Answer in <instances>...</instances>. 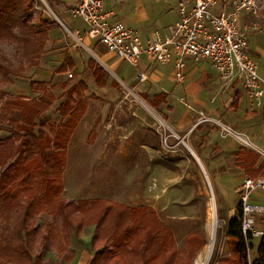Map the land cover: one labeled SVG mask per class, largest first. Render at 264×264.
<instances>
[{"label": "rangeland", "instance_id": "rangeland-1", "mask_svg": "<svg viewBox=\"0 0 264 264\" xmlns=\"http://www.w3.org/2000/svg\"><path fill=\"white\" fill-rule=\"evenodd\" d=\"M130 1L134 5L136 2L142 4L148 14L147 21L143 25L146 24L147 29L153 31L171 22V17L176 14L180 0ZM223 1L220 0L213 10L221 12ZM260 1L264 3V0ZM226 2H228L227 10L233 7L238 0H226ZM261 13L259 17L253 19L264 27V8ZM37 14H41L48 19L50 24L52 23V14L48 11L44 0H37ZM79 20L82 21V19ZM54 23L59 26L57 22ZM250 36V46L253 50L258 48L263 52L255 53L254 51V58L264 68V31ZM63 48L65 47L60 46V43L58 47L47 45L40 66L27 70L23 77L14 78L13 83L1 82L0 106L7 95L37 97L40 93L30 88V80L49 82V88L55 93L56 100L43 119L47 120L51 128L53 123L61 122L59 107L68 97L67 90L71 88L72 96L76 100L75 106L80 110V118L70 139L67 162L63 168L64 196L70 201L80 198L105 197L128 204L150 205L173 229L181 248L184 246V239L188 233L203 229L206 243L196 254L194 264H197L200 253L209 243L212 200H214L218 233L215 252L210 264H218L223 257L232 258L233 244L226 235V224L227 217L239 203L237 191L240 186H236L237 174H216L210 166L218 170L216 166L223 164L220 154L215 152V155L207 159L203 155L199 157L196 150L190 148L189 142L192 140L197 147L196 144L201 140L202 143L206 141L197 131L201 128V113L207 117L216 116L218 113L227 121L231 119L228 116L229 113H233L235 119L238 118V115H235L236 110L229 106L231 98L228 87L224 86L221 92L213 98L214 102L210 105L212 106L210 110L215 114L203 108L201 110L190 109L189 112L193 118L191 127L180 135L170 136V128L166 125L162 112L159 109H153L138 93L146 88L150 80L139 83V70L136 67L118 56L106 61L116 75L123 78L128 85H137L138 92L130 91L129 96L127 95L129 90L121 87L123 84L115 75L110 76L111 79L118 81L121 85L113 86L112 91H116L118 95L109 94L93 86L85 89L79 83L81 80L88 82L87 76L89 75L85 77L75 71L60 73L57 70L62 62L60 54L64 53ZM0 49L14 64H19V53L13 45L0 43ZM101 49L104 52L108 50L105 45H102ZM55 53L59 56L54 59L55 63H52L51 56ZM97 54L102 53L97 52ZM163 67L165 66L156 64L153 70H161ZM51 71L52 76L45 75V72L50 75ZM169 71L168 68L164 69L167 76ZM262 72L264 74V70ZM70 73L73 76H70ZM169 85L177 95L182 96L181 101L185 104L171 98L161 105L165 108L164 113L167 114L168 110L176 109V115L183 116V113L189 109L191 100L183 93L182 84H178L175 79L169 81ZM212 90L209 83L205 84L202 96L207 102L208 93ZM149 92V99H154L157 91L151 89ZM243 111L244 114L248 112L246 108ZM225 120L221 119L223 122ZM250 122L251 128L264 127V112L255 111ZM160 123L163 125L160 128L153 127L154 124L159 126ZM213 128L217 129L216 126ZM91 132H93L92 135H90ZM253 133L259 139L258 144L264 147V131H248V134ZM1 135H7V133L2 131ZM218 135L221 136L219 127ZM220 138L218 137V140ZM146 141L151 146L149 151L141 146ZM234 162L233 159L231 163L234 165ZM226 165L229 164L226 163ZM50 218L49 215L42 214L38 222L43 223ZM256 223L257 227L264 225V216H259ZM93 232L94 226L92 225L83 230L81 238L72 236L68 248L75 250L76 255L71 263L67 260L69 250L64 247L66 249H63L64 251L53 248L45 252L43 264H85L94 254L90 245ZM253 240L254 245H257L260 238ZM255 254V250L252 249L250 258L253 259Z\"/></svg>", "mask_w": 264, "mask_h": 264}, {"label": "trees", "instance_id": "trees-1", "mask_svg": "<svg viewBox=\"0 0 264 264\" xmlns=\"http://www.w3.org/2000/svg\"><path fill=\"white\" fill-rule=\"evenodd\" d=\"M49 31L48 19L37 14V0H0V43L13 45L19 53V64H14L0 49V85L40 66ZM68 63L58 71H68L72 67ZM90 65L96 86H105L104 70ZM29 85L40 93L37 97L7 95L0 106V264H43L45 252L68 248L73 235L81 238L92 225L94 254L86 264H194L206 243L203 229L188 233L181 248L173 229L150 205L105 197L70 201L64 196L63 168L80 110L69 88L59 107L61 122L49 128L43 117L56 95L49 82L30 80ZM79 85L89 88L83 80ZM163 100L164 94H156L153 103ZM259 159L246 148L238 153L240 165L251 177L264 173L263 164L255 168ZM42 214L51 218L39 223ZM241 216L238 203L226 224L233 257H223L218 264H264V235L254 245V238L242 231ZM75 255L70 249L69 263Z\"/></svg>", "mask_w": 264, "mask_h": 264}, {"label": "built area", "instance_id": "built-area-1", "mask_svg": "<svg viewBox=\"0 0 264 264\" xmlns=\"http://www.w3.org/2000/svg\"><path fill=\"white\" fill-rule=\"evenodd\" d=\"M220 0H180L177 20L156 30L144 42L132 27L121 21L111 22L104 10L103 0H77L76 16L87 25L86 35L98 40L116 56L138 68L144 58L153 63L174 61V78L177 83L186 79V58L197 62H209L226 84L242 83L247 98L261 107L264 103V74L250 52L249 35L263 32L262 24L254 19L241 24L245 12L253 18L259 17L264 8L260 0H238L231 11L216 12L213 9ZM70 76H73L70 73ZM148 79L145 72L138 75L139 82ZM202 114V121L214 122L220 127V135L235 136L243 145L252 147L262 154L245 133L236 132L231 126L218 119ZM256 190L264 191V173L259 177L246 176L238 189L241 209V226L246 237L261 238L264 229L257 227V215L264 214V206L253 204L252 195Z\"/></svg>", "mask_w": 264, "mask_h": 264}, {"label": "crops", "instance_id": "crops-1", "mask_svg": "<svg viewBox=\"0 0 264 264\" xmlns=\"http://www.w3.org/2000/svg\"><path fill=\"white\" fill-rule=\"evenodd\" d=\"M44 1L47 5L48 11H50V13L52 14V17H51L52 23L50 24V31H49L50 39L47 45L58 47V43H60V46L62 45V47H65L63 48L64 53L60 54L62 58L61 64L65 62H69L68 65L72 66V67H69L68 71L66 72L75 71L76 73L80 74V76L83 75L85 77L89 75L87 76L88 82H85V83H87L90 87L93 86L97 88L98 90L109 92V94L116 93L118 95L116 91L115 92L112 91V88L113 86L118 87L121 84L118 81L111 79L110 76L115 75L117 78L119 77L116 75L115 71H113L107 65V62H106L107 59L109 60L112 57H115L116 55L110 52L109 50H107V52H104L101 49V46L103 44H101L98 40L90 39L86 35L87 25L85 24L83 20H82L83 22L79 20L81 18L76 16L74 13V8L76 6L77 0H44ZM103 2H104V10L106 11V13H108L109 20L111 22L121 21L125 23L127 26L134 28L135 30L138 31V33L140 34L144 42H147L151 38V35L154 31L163 30L168 25L173 24L178 18V8H177L176 14L173 15V17H171L170 23L163 26L161 29H155L152 31V30L147 29L146 24L143 25L147 21L148 14L145 12L142 4H137L136 2V4L134 5L130 0H103ZM227 5H228V2L224 0L222 2L221 10H226ZM233 7L231 6L227 8L226 11H231ZM252 19H253V16L248 15L247 13H244L241 15V24L244 25L245 23L249 22ZM54 22H57L59 26L56 25ZM255 34L256 33H252L250 35L255 36ZM249 42H250V39H249ZM254 51L255 53H263L260 49L257 48L256 50L255 49L253 50L252 46H250V52L253 58L255 57ZM97 52H100L102 54L98 55ZM58 56L59 54H56V53L51 56L52 63H55L54 59H56ZM91 63H93L94 67L99 66L104 70L105 75H106L105 76V80H106L105 86L100 87V88L96 86L94 74L92 70V65H90ZM156 64H161V65H164L165 67H163V69L161 70L156 69L154 71L153 67ZM156 64L151 62L147 58H144L140 66L137 68L139 70V73L145 72L148 76L147 80H150L149 81L150 83L147 84L146 88L141 90V92H138L136 90L137 85L130 86L125 82L123 78H119V80L123 84V86L121 85V87H123L126 90H129L127 93L128 96L130 95L131 92L136 91L140 94L142 98H144L148 102V104L153 109H159L162 112L165 118V123L170 128V132H171L170 136L171 135L176 136L175 134L180 135L181 133L186 132V130L191 127L192 125L191 120L193 118L191 117V114L189 112L190 109L197 110L198 108L199 110H201L203 108L206 111H209L211 114H215V113H212V111L210 110V108L212 107L210 105L213 104L214 102L213 98L215 97V95L219 94V92H221V90L223 89L224 86H226V84L223 82V80L219 76V73L212 68L209 62H206V61L197 62L193 60L192 58H186V70H185L186 79L183 83H178V84H182L183 91H184L183 93L186 96H188V98L191 100V105L189 104L188 106L189 109L183 113V116H179V117L177 116L179 114L176 115V111H177L176 109H173L172 111L168 110L169 113L165 114L164 113L165 108L161 106L167 100L169 99L171 100V98L181 101L182 96L177 95L173 91L174 89L171 88L169 85V81L171 82L173 81V79H175L174 78V61H171L165 64L163 63H156ZM166 68L170 70L168 76L166 73H164V69ZM263 70L264 68L260 66V72H262ZM66 72H60V73H66ZM45 75L52 76L53 72L50 73V75L48 72H45ZM114 82H117L118 85H114L113 84ZM139 83H143V82H139ZM207 83H209V86L213 88V90L210 93H208L209 95L208 102L205 99H203L204 96H202V93L205 90V84ZM227 87H228V92L230 93L229 96L231 98V102H229V106H231L233 109L236 110L235 115L237 114L238 118L235 119L233 116L234 115L233 113H229L228 115L231 118L230 121L225 120V118H222L223 116H221V114H218V113L216 114V116H210V117L214 119H218L220 121L221 119H224L225 122L223 121L221 122L231 126L236 132L247 134L250 137V139L254 142V144L258 148L264 151V147L258 144L259 139L257 135L255 133L248 134V131H251V132L256 131V130L264 131V127L260 129L258 128L255 129L249 126L250 125L249 123H251L250 120L253 118L255 111H259L260 113L264 112V103L261 107H258L255 104H252L251 101L246 96L245 89L242 83L239 81H235L232 85L227 86ZM151 89H155L157 91L154 95V99L152 100H150L148 97V93H150L149 91ZM156 94L165 95V100H163L161 103L157 105L153 103V101L155 100ZM181 102L184 103L183 101ZM117 106L118 105H116V107ZM167 106L169 107V105ZM116 107L115 109H117ZM244 108L248 110L246 114H244V111H243ZM208 122L209 121L201 122L200 123L201 128L197 130L199 131V133H201V136L206 141L202 143L203 141L201 140L198 144H196L197 147H195L194 142L192 140H189L190 148L191 149L193 148L194 150H196L199 157L203 155L206 159L209 158V156L211 155H215L214 154L215 152L219 153L223 164L221 166H216L218 170H216L215 167L213 166H210L211 169L216 174H225V175H236L237 174V177H236L237 185L236 186H241L244 182L245 177L250 176L249 173L246 172L245 168L240 165V162L238 160V153L241 150V148H246L260 156L258 163L255 165L256 169H259V167L262 164L264 165V157L262 156L261 153H259L252 147L243 145L233 135L229 134L225 137L219 136L218 135L219 126H217L214 122H209L211 124H209ZM160 126H163L162 123H160L159 126H156L154 124L153 127L158 129L160 128ZM213 126H216L217 129L213 128ZM218 137L219 138L221 137L220 140H218ZM141 146L145 147L146 151H149L151 147L148 141H146ZM208 146H209V149H208ZM233 159L235 161L234 165L231 163ZM225 162L229 165H226ZM261 175L262 174H260L259 176ZM252 203L264 206V191L263 190H256L253 193ZM236 208L237 206L232 211V213L227 217L228 219L235 215ZM259 216H264V214H258L257 218ZM260 226L258 228L264 229L263 224ZM89 260H87L86 263Z\"/></svg>", "mask_w": 264, "mask_h": 264}, {"label": "bare ground", "instance_id": "bare-ground-1", "mask_svg": "<svg viewBox=\"0 0 264 264\" xmlns=\"http://www.w3.org/2000/svg\"><path fill=\"white\" fill-rule=\"evenodd\" d=\"M217 233H218V219L215 212V203L214 200H212V215L210 220L209 243L200 253L197 259V264L211 263L216 248Z\"/></svg>", "mask_w": 264, "mask_h": 264}]
</instances>
